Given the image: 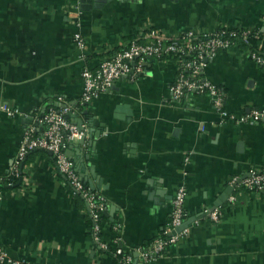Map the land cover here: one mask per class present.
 <instances>
[{
    "label": "crops",
    "instance_id": "1",
    "mask_svg": "<svg viewBox=\"0 0 264 264\" xmlns=\"http://www.w3.org/2000/svg\"><path fill=\"white\" fill-rule=\"evenodd\" d=\"M220 26L259 30L264 46V0H113L86 10L79 0H0V244L10 256L32 264H111L94 241L86 203L50 151L29 152L20 176L9 178L26 129L42 134L40 117L71 105L68 119L95 141L79 137L67 151L86 186L105 198L103 239L120 238L133 254L151 249L183 182L188 235L155 260L138 255L134 263L264 264V189L238 185L251 169L264 170V119H237L264 108V68L245 48L220 51L204 69L235 119L222 120L209 94L175 98L181 66L171 57L134 61L140 72L81 103L83 69H95L144 31L173 36ZM3 103L25 115L9 116ZM215 209L218 220L209 213Z\"/></svg>",
    "mask_w": 264,
    "mask_h": 264
},
{
    "label": "built area",
    "instance_id": "2",
    "mask_svg": "<svg viewBox=\"0 0 264 264\" xmlns=\"http://www.w3.org/2000/svg\"><path fill=\"white\" fill-rule=\"evenodd\" d=\"M74 23L80 27V10L74 8ZM258 31L241 27L220 26L215 30L189 29L179 32L176 35H169L158 29L150 28L140 36L133 38L117 54L109 59H104L100 64L92 69L85 67L82 71L84 91L81 103L89 102L102 91L107 90L117 79L125 76H133L135 72L142 70V65H133L134 61H144L152 58H173L181 66L180 74L172 86V93L175 98L181 97L188 91L206 93L212 97L215 110L222 120L237 118L225 109V93L216 84L205 79L204 69L207 62L213 59L220 51L237 47V39L242 37L247 39L250 35H258ZM75 42L79 49L83 50L85 39L81 31L75 34ZM250 58L259 66L264 68V46L259 43V50L246 49ZM82 58L85 54L80 55ZM2 111L9 116L25 115L19 109L9 106L7 103L1 105ZM71 105L61 108H51L40 117V122L46 125L42 134H37L34 127L26 129L22 144L14 161L12 173L9 178L19 177L21 166L23 165L29 152L36 149H45L52 153L56 160L58 171L64 175L71 186L79 192L85 199L87 210L93 220L92 234L95 243L101 250L107 251L110 243L103 239V212L105 210L104 196L93 192L82 180L75 168L74 161L68 155V148L71 142L85 134L86 128H82L71 122L67 114L72 111ZM240 122H250L264 119V108L255 109L248 114H243L237 118ZM236 179L233 180L235 182ZM240 186L248 190L264 189V170L251 169L249 176L239 181ZM1 193V189H0ZM188 198L186 185L179 183L174 194L172 204V214L170 222L164 233L154 240L151 249L139 250V256L145 262L155 260L162 254L168 245L178 243L186 237L189 228L178 231L187 218L185 204ZM230 200L237 201V196L232 195ZM215 220L219 218L218 210L209 211ZM115 241H120L116 238ZM116 254L123 255L120 260L122 264H135V256L130 252H125L122 246L116 250ZM0 262L5 264H32L25 259L13 258L0 244ZM63 264V263H59Z\"/></svg>",
    "mask_w": 264,
    "mask_h": 264
},
{
    "label": "trees",
    "instance_id": "3",
    "mask_svg": "<svg viewBox=\"0 0 264 264\" xmlns=\"http://www.w3.org/2000/svg\"><path fill=\"white\" fill-rule=\"evenodd\" d=\"M254 31H257V30H254ZM258 32H259L258 35H255V34L254 35H250V37L247 38V39H243L242 37H239L237 39V45L239 47H242V48H245V49L251 48L252 50H259V43L261 41L262 32L259 31V30H258ZM36 150H38V149H36ZM33 151H35V150H33ZM241 188L245 189L247 191H251V190H248V189L244 188V186H241ZM73 190H74V188H73ZM76 194H79L82 197L83 201L85 202V199L83 198V196L79 192H76ZM88 214H89V212H88ZM91 222H92V226H93L92 218H91ZM119 246L120 245H119L118 241H113V242L110 243L109 249L107 251L101 250L104 254H107V256L111 259V264H122L120 260L122 259L123 255L116 254V250H117V248H119ZM125 252L127 253V251H125Z\"/></svg>",
    "mask_w": 264,
    "mask_h": 264
},
{
    "label": "water",
    "instance_id": "4",
    "mask_svg": "<svg viewBox=\"0 0 264 264\" xmlns=\"http://www.w3.org/2000/svg\"><path fill=\"white\" fill-rule=\"evenodd\" d=\"M113 0H79V5H80V8L82 10H86V9H91V8H102L104 7L105 4H107L108 2H112ZM149 59H152V57H149ZM79 126L82 128L83 124H79ZM90 131L89 132H85L84 135H82L80 137V142L81 143H84L87 139L88 136H90V139L89 141L91 143H94L95 141L93 140V134H90ZM97 136V134H96ZM68 152V151H67ZM190 225V220H187L185 221L181 226H179L177 228L178 231H182L184 228H187L188 226ZM135 257H137L139 255V253L137 252L136 254H134Z\"/></svg>",
    "mask_w": 264,
    "mask_h": 264
}]
</instances>
